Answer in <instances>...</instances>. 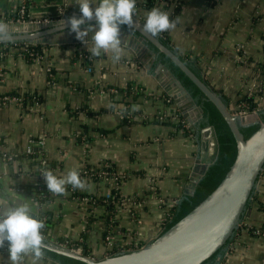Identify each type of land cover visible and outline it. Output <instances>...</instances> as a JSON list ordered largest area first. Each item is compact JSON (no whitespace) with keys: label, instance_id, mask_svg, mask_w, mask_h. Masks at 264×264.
Instances as JSON below:
<instances>
[{"label":"crops","instance_id":"obj_1","mask_svg":"<svg viewBox=\"0 0 264 264\" xmlns=\"http://www.w3.org/2000/svg\"><path fill=\"white\" fill-rule=\"evenodd\" d=\"M159 6L177 21L174 29L164 32L170 46L193 61L213 89L230 104L248 92L264 60V0H171ZM146 12L137 6L135 16L144 20ZM66 15H81L75 0H0V20L6 22ZM43 45L38 60L17 49L0 58V95L39 97L32 106L27 101L25 109L0 106V152L15 154L0 160V201H35L36 212L47 223L48 239L83 242L90 256L104 257L107 252L110 219L114 246L149 242L162 231L165 206L160 199L182 196L201 149L200 142L173 120L182 106L159 83L156 76L169 80L155 62L156 54L146 45L138 57L122 44V58L113 62L110 52L92 56L91 42ZM159 113L167 117L157 120ZM204 140L209 141L207 132ZM28 146L36 152L33 159L25 153ZM106 166L119 182L110 176L81 178L85 187L67 186L65 195L49 192L45 180L39 179L43 167L63 175L71 168L106 171ZM36 182L43 183L49 199L40 202L29 191ZM113 188L125 201L107 212L96 201ZM252 198L256 201L248 204L222 258L214 263L264 264V234L251 231L264 225V210L258 205L264 204V171ZM7 255L6 247L0 248V264H9ZM24 264H31V256Z\"/></svg>","mask_w":264,"mask_h":264},{"label":"water","instance_id":"obj_2","mask_svg":"<svg viewBox=\"0 0 264 264\" xmlns=\"http://www.w3.org/2000/svg\"><path fill=\"white\" fill-rule=\"evenodd\" d=\"M69 17L71 16L66 15L59 19L44 21L7 22L13 34L12 39L0 40V42L21 41L34 45L81 42L76 39L75 33L69 31L67 25L63 31L58 30L57 23L61 20L67 21ZM134 20L137 24L129 28L139 35L135 36L130 29L120 27L121 34L129 37L128 40L122 41L123 44L140 57L142 50L147 49L144 42L146 40L158 53L167 56L193 82L215 106L229 127L236 142L235 159L221 182L206 198L167 230L137 249L118 251L108 257H94L87 254L85 250L79 253L51 240H44L45 249L80 260L85 264H202L206 261V264H218L219 262L214 263V260L222 258L252 199L257 180L264 171V122L252 112L240 115L232 113L220 92L199 77L172 47L162 42L159 36L152 37L143 32L138 26L143 22L136 18ZM88 23L93 25V30L89 31L85 40L91 41L95 31V20ZM159 67L169 80L166 82L160 76H156L165 92L172 96L179 106L187 102L191 105V110L186 111L182 108V114L192 128L202 116L201 108L194 104L182 83L168 68L162 63H159ZM181 97L184 100L180 101ZM192 110L197 113L194 120L189 116L192 115ZM253 125H258V128L245 139L241 128ZM205 132L209 136L207 142L204 140ZM200 144L199 156L193 165L183 194L177 202L193 195L199 181L218 158L219 143L213 126H207L200 131ZM212 256H214L213 259H211ZM54 263L51 261L50 264Z\"/></svg>","mask_w":264,"mask_h":264},{"label":"clouds","instance_id":"obj_3","mask_svg":"<svg viewBox=\"0 0 264 264\" xmlns=\"http://www.w3.org/2000/svg\"><path fill=\"white\" fill-rule=\"evenodd\" d=\"M81 15H73L67 21L57 23L58 30L63 31L65 25L75 33L76 39L86 45L92 56L99 57L102 53H111L113 62L122 58L123 48L120 26L132 27L137 24L134 16L137 11V0H75ZM95 20V31L91 41L85 40ZM177 21L170 19V13L160 6L149 9L142 25H138L146 34L157 37L161 33L176 27ZM83 26V27H82ZM10 25L0 20V40H11ZM133 110H138L134 105ZM47 189L54 195H65L67 186L83 189L85 181L81 179L80 170L71 168L66 174L57 175L51 169L42 172ZM38 204L16 199L11 205L0 201V248L7 249L9 264H24L25 258L31 256V264H40L45 253V222L36 212Z\"/></svg>","mask_w":264,"mask_h":264},{"label":"trees","instance_id":"obj_4","mask_svg":"<svg viewBox=\"0 0 264 264\" xmlns=\"http://www.w3.org/2000/svg\"><path fill=\"white\" fill-rule=\"evenodd\" d=\"M164 1V2H162ZM161 2L163 3V7L169 4L171 0H162ZM158 0H137V6H140L142 8L151 9L152 7L156 6L158 4ZM27 7V5H26ZM25 8V6H24ZM120 27L130 29L134 34L137 36L139 35L137 32L132 30L131 28L127 27L126 25H121ZM162 42L166 45L170 46L169 40L167 37L165 38H160ZM145 44L149 46L150 49L154 51L156 54L155 56V62L156 63H162L168 70L176 77L178 80L182 83L184 88L187 90L189 95L191 96L194 104L196 106H199L202 110V116L197 120L195 125L190 128V133L195 137L196 142H200V131L207 127V126H213L217 138H218V143H219V152H218V158L214 164H212L209 169L207 170L206 174L203 176V178L199 181V183L196 186V189L193 193V195L188 196L187 198L182 199L180 202H177L175 206L173 207L171 211V217L169 220H167L163 226V229L161 231L164 232L167 230L170 226H172L174 223H176L178 220H180L183 216H185L189 211H191L197 204H199L204 198H206L216 187L217 185L221 182L223 179L224 175L230 168L231 164L233 163L235 156H236V142L235 139L227 126L226 122L218 112V110L215 108V106L203 95V93L193 84V82L164 54L158 53L157 50L146 40H144ZM1 46H9L12 47L13 49H17L20 51V53L24 52V56L26 58H30L29 54L27 52L33 51L35 54L42 56L43 55V49L44 45L43 44H27L26 42H0ZM171 47V46H170ZM5 50V49H4ZM87 60L88 59V55ZM1 58V57H0ZM181 58L188 64V66L199 76L201 77L207 84L208 82L205 80V78L202 76L201 71L195 67L193 61H191L188 57L181 56ZM31 60V59H30ZM258 68L261 71H264V60L261 62L260 65H258ZM52 73V69L49 70L48 74L50 75ZM217 91V90H216ZM220 92V91H217ZM11 95H14L16 97H20L19 94L16 93H9ZM224 102L226 105L229 107L230 106V99L223 95L220 92ZM23 102L24 104L27 103V101H31V106L35 104V101H39L38 96H32V97H26L23 96ZM170 99V98H169ZM172 101V99H170ZM249 102L250 107L255 106V102L252 97H248L245 95H242L239 99H237V102ZM37 103V102H36ZM24 109L27 107L25 104ZM181 117H183L182 114H180ZM258 117L260 121L264 122V107L258 111ZM179 127V125H177ZM258 128V125H253V126H248L245 128H241V131L243 133V136L245 139L250 137V135ZM34 154H28L27 156L30 159H33L36 157V152H33ZM48 169L47 167H44ZM84 169H89L88 167H84L81 170ZM102 170L106 171H111L110 168L107 166L104 167ZM84 175L81 174V178H83ZM92 178V177H91ZM93 179H98L97 176L93 177ZM37 181V180H36ZM30 192H33L35 197L37 198L38 201L42 202L44 200L49 199V195L45 191V187L43 183H38L36 182L32 187L28 188ZM80 197H85L90 199V202H94L95 198H91L88 196H80ZM121 197L119 196V193L116 188H113L110 191V198H104L102 197L101 199H97L96 202H102V205H104L105 209L107 212H113L115 211L116 206H119L118 202H113V200L120 199ZM253 198L249 203H251ZM258 205L264 210V204L261 202H258ZM113 215V213H112ZM108 217V216H107ZM111 217V216H110ZM109 218V217H108ZM45 222V221H44ZM114 223V222H113ZM264 226V225H263ZM262 226V227H263ZM47 223H45V228H44V236L46 237L45 240H49L47 237ZM106 230V229H105ZM106 232V231H105ZM63 241V240H61ZM73 246H81L83 247V250L87 252V249L83 245V242H72L69 241ZM214 256H212L211 259H213ZM44 259L48 261H54V264H85L84 262L56 254L54 252H51L49 250L45 249L44 253ZM206 262L202 264H206Z\"/></svg>","mask_w":264,"mask_h":264},{"label":"built area","instance_id":"obj_5","mask_svg":"<svg viewBox=\"0 0 264 264\" xmlns=\"http://www.w3.org/2000/svg\"><path fill=\"white\" fill-rule=\"evenodd\" d=\"M161 1L162 0H158L159 3L156 6H159L160 4H163L162 2H164V1H162V2ZM217 1L218 0H205V2L207 4H214ZM21 8H22L21 11L23 12L24 6H22ZM134 18L137 19L136 16H134ZM18 21H20V20H18ZM140 21L143 22L144 20H140ZM20 22H24V19L22 21H20ZM159 37L160 38H165L167 36L163 32V33H161L159 35ZM12 49H13L12 47L1 46V44H0V57H2L4 54H7ZM236 51H239V47H237ZM24 52L21 53V54L24 55ZM27 53L29 54V57H30L29 59H31V60H38V59H40L42 57V56H39V55L35 54L32 50L27 52ZM83 57L87 58L86 54ZM254 78H255V80H253L252 84L248 88V92L246 94H244V95L248 96V97H252L254 102H255V106L251 108L249 102H245L244 101V102L238 103L237 99H236V101L234 102L235 108H232V106L229 107L231 112L234 113L235 115H240V114L252 112L253 114L256 115V117H258V111L264 107V71L258 70L256 72V75H255ZM242 95H240L238 97V99ZM23 99L24 98L22 96L16 97V96L11 95L9 93L3 94V95H0V106H6V105H9V104H14V105L20 107L21 109H24L23 106L26 103L24 104ZM192 112H194V111L192 110ZM180 114H182V108H181V110L179 112L178 111L175 112V114L173 116V120L179 121L181 123V125L186 129V131L188 133H190V128H191L190 123L188 122L186 117L183 116V118H182L180 116ZM125 115L128 118L130 117V115L128 113H126ZM166 117H167V115L165 113H159L157 116H155V118H157V120H163ZM25 153L26 154H32L33 153L32 147L28 146L26 148V150H25ZM13 157H15V154H12V153L4 154V153L0 152V160H2V159H12ZM45 169L46 168L43 167V168L40 169V172H39V179H40L41 182L45 180L43 175H42V172ZM80 174L84 175L83 178H88V177L91 178V177H96V176L103 178V177L110 176V178L112 180L116 181V182H119V180H120V178H118L114 174L112 175V173H110L108 171L84 169V170H80ZM104 197L106 199L110 198V192L107 193ZM113 202H118L119 205H121L124 202V199L123 198L116 199V200H113ZM160 203L165 206L164 207L163 217L161 219V226H162L161 229H163V226H164L165 222L167 220H169V218L171 217V211H172L173 207L175 206V204L177 203V200L173 199V200H169V201L166 202V201H163L162 199H160ZM112 225H113V220L110 219V222H109V224H108V226L106 227V230H105L106 231L105 232V240H106L108 249H107V252L105 253L104 257L111 256V255H113L114 253H116L118 251L134 250V249H137V248H139V247H141L143 245V244H138V242H134L132 244H124V245L114 246L113 241H112V236H111L112 230H113L112 229ZM240 225H241V223H240ZM251 231L256 236L260 235V234H264V226L260 227V228H252ZM55 243H57V244H59L61 246L70 248L72 250H75L76 252H79V253L82 250L79 246H73L67 240H63V241L55 242Z\"/></svg>","mask_w":264,"mask_h":264},{"label":"rangeland","instance_id":"obj_6","mask_svg":"<svg viewBox=\"0 0 264 264\" xmlns=\"http://www.w3.org/2000/svg\"><path fill=\"white\" fill-rule=\"evenodd\" d=\"M121 39H122V41L124 40V38L123 37H121ZM122 44H123V42H122ZM236 99H238V98H236ZM180 101H182V100H184L182 97H181V99H179ZM236 101V100H235ZM230 106H232V108H235V104H234V102L232 103L231 102V104H230ZM229 106V107H230ZM190 107H191V105L189 104V103H183L182 104V108H184V109H186V111H188L189 109H190ZM191 110V109H190ZM190 116V115H189ZM197 117V113L195 112H192V115L190 116V118L191 119H195ZM85 199H88V198H85ZM124 201H125V199H124ZM123 204V203H122Z\"/></svg>","mask_w":264,"mask_h":264}]
</instances>
